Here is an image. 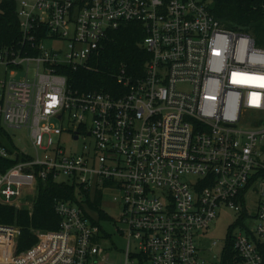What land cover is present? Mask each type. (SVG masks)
I'll return each mask as SVG.
<instances>
[{
	"label": "built area",
	"instance_id": "2783aa9c",
	"mask_svg": "<svg viewBox=\"0 0 264 264\" xmlns=\"http://www.w3.org/2000/svg\"><path fill=\"white\" fill-rule=\"evenodd\" d=\"M17 15L18 39L0 47V130L22 131L30 152L0 142V204L34 200L40 181L63 177L119 207L122 264H222L225 242L206 259L197 235L223 207L238 224L251 216V191L256 225L232 235V252L235 264H264V47L206 0H19ZM128 22L144 33L142 71L123 64L113 89L74 88L66 70L89 67ZM64 132L82 139L78 154ZM54 208L58 228L33 230L20 252V227L0 224V264L106 259L102 221L70 202Z\"/></svg>",
	"mask_w": 264,
	"mask_h": 264
},
{
	"label": "trees",
	"instance_id": "16d2710c",
	"mask_svg": "<svg viewBox=\"0 0 264 264\" xmlns=\"http://www.w3.org/2000/svg\"><path fill=\"white\" fill-rule=\"evenodd\" d=\"M211 14L226 28L250 35L255 43L264 47V0H206ZM18 1H0V47L14 43L19 37ZM144 33L139 24L128 22L111 32L103 48L89 63V67L76 72L66 70L68 82L81 90L113 89L116 85L114 74L123 64L130 71H142L148 58L140 47ZM6 140V139H5ZM8 142V140H6ZM1 143H5L0 138ZM14 163V162H11ZM77 195L83 196L79 201ZM102 190L96 189L91 198L90 192L68 180L40 181L33 200L31 211L13 205L0 204V224L20 227L17 239V252L29 249L36 242L33 230H53L58 228L59 216L55 212L56 201L77 204L83 209L87 206L98 216L94 223L106 221L108 215L102 208ZM232 227L225 240L222 264H235L232 252ZM104 237L109 234L101 230ZM140 261L142 260L139 256Z\"/></svg>",
	"mask_w": 264,
	"mask_h": 264
},
{
	"label": "rangeland",
	"instance_id": "374dc122",
	"mask_svg": "<svg viewBox=\"0 0 264 264\" xmlns=\"http://www.w3.org/2000/svg\"><path fill=\"white\" fill-rule=\"evenodd\" d=\"M1 72L2 69L0 68V73ZM54 123L57 128H59L61 125L59 120L57 119L54 120ZM3 129L5 131L0 130V138H2L5 143L7 142L5 139H7L9 136V138H11L13 142H15L19 147L30 152V149L26 146L23 141L24 134L22 133V131L8 128L6 126H4ZM62 136V143L64 142L65 150H71L72 152L78 154L81 144L83 143L82 139L75 141L73 140L72 136H70L67 132H64ZM19 138H21L22 140L19 141ZM84 141H86L87 143H91L92 137H86ZM63 179V177H59L57 181H62ZM90 193V196L92 198L93 193ZM31 198L32 197L30 195L19 199L17 201L16 207L24 208L30 211L33 204V199ZM77 198L79 199V201L84 200L82 195H77ZM246 201L247 208L251 216H244L240 224H238V221L240 220V213H237L233 209L223 207L222 209L218 210V216L214 219L210 227L206 231L201 232L197 235L199 236L198 240L196 238L198 254L201 257L206 259H212L213 255L218 256L220 254L224 242L227 239L228 233L230 232V226H233L232 234H235L238 233L243 228V226L251 229L256 225L254 217L256 207V193L250 191L248 193ZM101 206L109 217L106 221L101 222L104 230L107 234H109V237L103 238L101 241V244L106 248V259L104 261H99L97 264H122L124 258L123 253L126 248L127 238L125 234L119 231V229H124V226L118 222V219L120 217V209L116 204L111 201L110 197L108 196L103 199ZM85 210L87 211V213L94 215L97 218L98 215L95 212L91 211L87 206L85 207ZM213 241L217 242L216 246L212 245ZM130 242L131 244H133L134 240L131 239ZM145 264L152 263L146 262Z\"/></svg>",
	"mask_w": 264,
	"mask_h": 264
}]
</instances>
